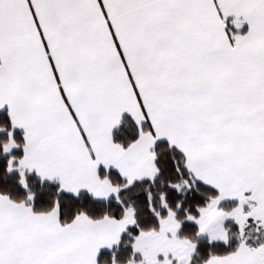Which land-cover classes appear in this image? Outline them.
Returning a JSON list of instances; mask_svg holds the SVG:
<instances>
[{
    "label": "snow or ice",
    "instance_id": "obj_1",
    "mask_svg": "<svg viewBox=\"0 0 264 264\" xmlns=\"http://www.w3.org/2000/svg\"><path fill=\"white\" fill-rule=\"evenodd\" d=\"M0 264H264V0H0Z\"/></svg>",
    "mask_w": 264,
    "mask_h": 264
}]
</instances>
